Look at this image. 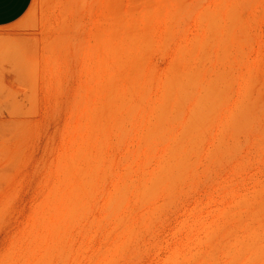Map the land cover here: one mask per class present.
<instances>
[{
  "label": "rangeland",
  "instance_id": "374dc122",
  "mask_svg": "<svg viewBox=\"0 0 264 264\" xmlns=\"http://www.w3.org/2000/svg\"><path fill=\"white\" fill-rule=\"evenodd\" d=\"M0 264H264V0L0 27Z\"/></svg>",
  "mask_w": 264,
  "mask_h": 264
},
{
  "label": "crops",
  "instance_id": "0c3cea01",
  "mask_svg": "<svg viewBox=\"0 0 264 264\" xmlns=\"http://www.w3.org/2000/svg\"><path fill=\"white\" fill-rule=\"evenodd\" d=\"M32 2L33 0H0V27L20 19Z\"/></svg>",
  "mask_w": 264,
  "mask_h": 264
}]
</instances>
